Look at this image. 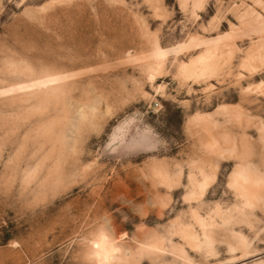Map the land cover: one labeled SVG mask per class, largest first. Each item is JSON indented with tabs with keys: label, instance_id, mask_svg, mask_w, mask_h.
I'll list each match as a JSON object with an SVG mask.
<instances>
[{
	"label": "rangeland",
	"instance_id": "rangeland-1",
	"mask_svg": "<svg viewBox=\"0 0 264 264\" xmlns=\"http://www.w3.org/2000/svg\"><path fill=\"white\" fill-rule=\"evenodd\" d=\"M0 264H264V0H0Z\"/></svg>",
	"mask_w": 264,
	"mask_h": 264
}]
</instances>
